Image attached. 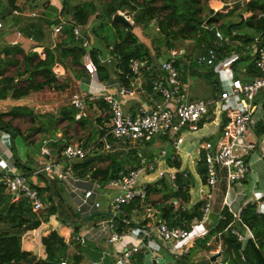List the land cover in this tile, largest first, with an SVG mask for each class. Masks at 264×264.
<instances>
[{
    "label": "trees",
    "instance_id": "16d2710c",
    "mask_svg": "<svg viewBox=\"0 0 264 264\" xmlns=\"http://www.w3.org/2000/svg\"><path fill=\"white\" fill-rule=\"evenodd\" d=\"M8 6L2 7L1 16H7L11 13L10 18L14 24L22 23L23 16L27 17L26 22L21 26L24 34L42 39L45 35V27H51L53 22L60 21L61 14L68 16L67 21L63 23V34L54 44H45L44 52L40 53L34 45L29 50H25L20 42H14L4 46L0 54V98L22 97L27 95L31 90L42 89L44 87H55L63 89L69 86L68 79L63 80L61 76L66 70H71L73 75L81 78L85 75L86 69L84 58L86 53H90L94 64L97 67L98 77L102 80H110L112 69H114L120 79L122 85H130L136 77V72L131 68V58L140 57L144 62L142 64V72L144 75V83L147 88L151 89L154 78L162 74L163 67L160 57L170 58L171 49L177 45V40L180 43H185L187 39H191L193 47L188 49V45L182 53L175 56V63L179 67L180 74L183 80H186L188 73L202 74L210 88H206L207 97L218 95L224 88L223 79L217 74L215 66L221 57L227 55L233 48L241 50L248 49V44L255 39V31L259 30L261 37H264V15H258L257 10L264 9V0H248L246 8L251 9L252 13L246 17H242L236 21H222L220 27L228 35H232L229 42L223 44L216 41L217 33L214 25L219 17L214 13L221 1L214 0L211 5L209 0H84L77 2H66L62 5L57 13V16L49 17L48 13H40L36 18H32V14L24 15L23 13L15 12V8L20 11L25 10L26 3L21 0H5ZM29 1V0H24ZM211 1V0H210ZM40 0H34L35 6H39ZM210 9L211 15L205 18L206 5ZM133 12L134 22L128 24L122 20H116L113 15L119 9H127ZM95 17L89 25L90 16L96 12ZM61 13L60 15H58ZM104 17L105 20L114 21L117 31H123L117 39L105 43L109 46L112 53L118 54L119 61H109L105 59V50L103 45L97 41L92 44H84L85 37L90 32L95 36L100 35V27L97 26L96 20ZM10 22V21H9ZM123 23L125 28L119 27L116 23ZM46 23V25H45ZM139 23H144L147 26L154 24L159 26V30L164 36V41L160 39L153 40V45H149L146 41L140 38L131 26ZM78 24L82 27V34L77 35L74 31V26ZM24 29V30H23ZM236 29V33H232ZM209 46H215L218 50V57L214 62H199L198 54L205 51ZM166 54H164L165 52ZM24 51V66L16 73H10L8 68L12 63H17L20 59L18 52ZM189 60H185V55ZM241 54V53H240ZM247 56L242 53L233 62L234 66L239 58ZM252 61L246 66L247 73L243 74L244 78H250L259 73V67L255 61V54H251ZM113 64V66H112ZM240 73L239 71L237 72ZM198 97V96H194ZM97 104L102 108H109L110 102L104 97H99L96 102L91 99L88 101V114H83L78 106L70 99V102L62 104L56 111H45L44 113H35V110L28 103H15L9 109L0 110V129L8 128L12 134V148H15V137L22 134L26 138L23 129L13 123L11 116L27 113L35 121L39 115L41 122L36 124L40 131L45 135L50 131L51 135H56L58 123L61 120L67 119L69 124L79 120L83 124L90 122L95 123V130L105 132L107 127H103V118L99 117L98 123L93 120L90 115H94L92 107ZM11 115L6 117V115ZM227 116L224 117V121ZM96 125H99L97 128ZM221 123V131L223 129ZM93 132L87 133L85 145L88 146L94 135ZM259 133L264 132V118L257 123ZM71 141V140H70ZM69 141H65L62 146ZM72 142V141H71ZM57 142L53 141V144ZM61 147V146H60ZM41 148V145H40ZM41 150V149H40ZM16 154V163L26 173L31 174L33 159L24 160L14 149ZM158 151H153L151 155L157 154ZM29 154V153H28ZM93 166H90V163ZM97 162V163H96ZM138 162L137 148L133 147L129 151H110L105 152L96 148H90L88 154L83 159L74 161L75 168L80 174L92 175L104 185H107L108 180L112 177L120 175L122 168H128L129 165H134ZM170 165L178 167L175 177L176 184L169 179L166 174L159 179L148 182V196L152 193H161L162 202H160V216L168 220L170 224H183L191 227L194 217H201L205 198L197 199L192 205H188L187 201L191 198V187L195 181V177L189 173V170L181 168V157H168ZM197 170L203 181H207L208 166L205 157V149L200 153ZM33 175H40L45 179L44 184H39L33 181L46 201V206L42 210H35L26 196L19 199H13L12 194L6 190V184L0 179V264H60L59 262L65 257L67 263L73 261L72 264H82L83 254L76 251L72 258H68V242L65 235L58 230L57 227H50L48 231L37 232V229L43 225L44 220L55 218L59 224L72 225L73 232L80 230L81 224L80 210L68 201L65 194L66 184L64 180L56 173L40 171ZM177 197L180 201L175 203L172 198ZM139 197L134 198L131 202L124 203L126 209L124 214H117L115 219L118 227L123 230L126 227L124 216L131 217L133 208L141 202ZM46 209V212L44 210ZM224 217H216L208 234L198 236L197 243L210 250L215 242L208 243V240L214 233H218L216 240L222 242V257L215 264H264V211L259 209L256 202H247L242 206L240 216H236L226 205L222 208ZM96 213L108 215V210H97ZM148 224L152 221L148 218ZM135 223V222H134ZM239 226L241 229L249 227L252 230V235L243 242L238 235L233 232V226ZM27 238L37 240L32 247L25 246ZM194 245V246H195ZM193 245L189 251L181 253L179 259L184 264H214L211 260L203 263H197L196 259H192ZM139 251V250H138ZM137 251V252H138ZM201 258H207L206 256ZM136 264H142L145 259V252L140 249L137 254ZM115 264V261H114ZM162 264H174L173 262L164 261Z\"/></svg>",
    "mask_w": 264,
    "mask_h": 264
},
{
    "label": "built area",
    "instance_id": "2783aa9c",
    "mask_svg": "<svg viewBox=\"0 0 264 264\" xmlns=\"http://www.w3.org/2000/svg\"><path fill=\"white\" fill-rule=\"evenodd\" d=\"M248 0H240L241 3H246ZM229 2V5L224 7L223 4ZM234 0H225L218 10L229 11V6L233 4ZM239 2V1H238ZM237 2V3H238ZM216 10V9H215ZM246 13V16L252 13L251 9ZM128 18L134 21L133 16L127 11L122 10ZM15 12H21L20 9L15 8ZM30 14L35 15V9L29 11ZM212 12H205V18H208ZM257 14L264 15V9L257 10ZM245 16V17H246ZM223 20L217 19L214 25L217 33L216 41L223 44L229 42L232 35H228L220 27ZM64 19L55 23V30L60 32L63 29ZM3 21L0 19V25ZM159 28V26H157ZM74 31L77 35L82 34V27L78 24L74 26ZM19 36H23L22 29L16 30ZM237 30L233 29V34ZM32 37V36H31ZM90 39L85 37L84 44H89ZM253 48L255 54V61L259 67V73L250 78H244L243 74L247 73V67L241 69L242 74L234 72L231 77L229 75V85H226V76L222 75L224 88L218 95L209 97H191L186 89L185 82L180 74L179 67L175 63V56L182 53L185 49L173 47L171 49V57L162 60L163 70L162 74L153 80L152 88L145 86L139 76L143 74L142 64L144 63L140 57L131 58V68L136 72L137 81L131 82L130 86L140 88L141 92L147 95V99L142 101L135 111L126 109L124 101L130 88L129 85H122L119 88L111 89L102 79H100L97 72V67L94 64L92 57L89 61H85L88 65L87 72L89 74L90 88H82L80 91H75L72 95L71 101L80 108L83 114H88V101L93 102L99 97H104L110 102L109 108H102L95 104L93 107L98 111L93 115L94 120L103 118V127H107L105 132L99 131L97 138L86 146L82 141H74L65 144L64 146L56 147L53 144L58 142L59 138L63 136L62 133L56 135H42L41 150L39 152L40 162L33 168L32 173L24 172L13 160L12 149V134L8 128L0 129V179L6 184V190L12 194V198L19 199L26 196L35 210H42L46 206V201L43 198L42 192L38 186L33 182L32 175L40 171L58 174L67 184L70 191L76 195L78 194L77 208L80 210L81 222L83 218L100 209H107L108 215L96 223H93L86 228L74 232V237L77 241L85 242L89 235H96L104 238L107 242H115L121 240L125 236L135 237L134 241L127 246H124L121 251L115 256V264H128L133 260V254L141 247V241L145 242L146 246H150L155 256L157 250L161 247L172 249L181 254L190 246L178 248L176 239L187 237L191 234V228L183 224H170L168 220L159 217L152 220L149 224H140L134 218V213L131 217L124 216L127 223L135 222L138 226V231L127 232L126 229L121 230L116 223V215L124 214L126 209L123 207L124 203L131 202L134 198L139 197L141 201L147 199L148 196V182L143 178L146 173L151 171H158L160 177L170 171L173 184L177 174V169H168L167 167H160L162 161L168 163V157L178 158L181 153V146L184 141V130L186 128L196 130L211 116L212 111L215 110L214 104L218 103V108L221 114H226L227 119L223 121V129L217 138H206L201 142L205 149V157L208 166L207 181L204 183L208 186L206 189L201 186L203 190V198L206 199L203 213L201 217H194L192 224L198 220H206L210 218V211L213 208V198L215 190L218 188L220 181L226 180L228 188L232 185L242 182L248 175L250 165V154L255 149L260 151V155L264 157V132L259 133L257 130V123L264 117V37L257 34L255 39L248 44ZM218 50L215 46H209L205 51L198 54L199 62H214L218 55ZM239 52L235 49L229 56H223L219 64L222 69L228 74L233 72V62L238 57ZM105 59L116 62L119 61L118 54H108ZM218 67V66H217ZM98 82V83H97ZM261 93L263 100L258 101L257 95ZM235 98L236 104L230 103V98ZM223 116V115H222ZM224 118V117H223ZM99 127V125H98ZM113 135L116 138L126 140L142 139L150 141V138L158 135L171 141L174 148L169 149L167 144L161 146L158 153L151 155L146 151L137 148L138 162L134 165H129L128 168H122L120 175L112 177L108 180L107 185H104L97 178L88 175L80 174L75 168L74 161L76 159H83L90 148L96 143H100L102 150L105 152L115 151V145L110 138ZM154 139V140H155ZM151 142V141H150ZM57 148V149H56ZM259 148V149H258ZM4 155V156H3ZM169 165V164H168ZM114 189L108 194L109 200L106 204L98 197L101 191H106L107 187ZM107 192V191H106ZM0 190V197H1ZM229 194V191H228ZM235 198L229 196L225 198V204L236 216H240L242 206L235 207ZM175 203H179L177 197H173ZM260 202V198H256V203ZM223 205V206H224ZM135 208V207H134ZM133 208V211H134ZM260 210H262L259 207ZM263 211V210H262ZM218 217H224L222 209L218 211ZM243 242H245L251 235L252 230L249 227L241 229L235 225L232 228ZM169 249V250H170ZM110 250L103 249L101 258H104ZM176 253V254H178ZM100 259H95L93 262H98ZM63 264L67 263V258L62 259ZM153 264H160L158 261Z\"/></svg>",
    "mask_w": 264,
    "mask_h": 264
},
{
    "label": "rangeland",
    "instance_id": "374dc122",
    "mask_svg": "<svg viewBox=\"0 0 264 264\" xmlns=\"http://www.w3.org/2000/svg\"><path fill=\"white\" fill-rule=\"evenodd\" d=\"M41 1V0H40ZM240 0H234L233 4H231L229 6V11H219L218 8H216V11L214 12L217 17L221 18V20L223 21H236L241 19L242 17L246 16V13L249 11L246 8L247 2L244 3H237ZM210 2V0H209ZM0 6L5 7L8 6L7 2L5 0H0ZM206 9L205 11H207V13L210 12V9L208 7V4L206 5ZM35 6H32V4L30 5H26L25 10H33L35 9L37 11V13L33 16H31L32 18H36L37 16H39V12L42 9H38V8H32ZM2 12L4 13L5 11L2 10V8L0 7V19L3 21V24L0 25V54L3 51V46L5 44H11L10 42H14V40L10 41V39L13 38L15 32L17 29H21V25L20 24H14V22L12 21L9 22L11 19V17L13 16V14L15 13H11L7 16H1ZM133 15V14H132ZM27 16V15H26ZM40 17V16H39ZM23 22H26L27 17L23 16L22 17ZM114 18V17H113ZM134 18V17H133ZM218 19V18H217ZM216 21V20H215ZM96 24L98 27H100V35H94L91 34L90 32L87 34V36L90 39V44H92V42L95 40L98 43H100L101 45H103V49L105 50V56L108 55L111 51L109 50V46H106L105 43L109 40L114 41L115 39H117L119 37L120 34L124 33L123 31L119 32L117 31V28L115 26L114 21H109V20H105L104 17H100L96 20ZM117 25H120L119 27L125 28V25L121 22V23H116ZM46 25V23H45ZM220 25V24H219ZM18 27V28H16ZM47 27V30H46ZM45 27V35L43 36L42 39L36 38L37 41V45L35 47H37V50L40 53L44 52V45L45 44H54L57 40H59V38H61L62 36V32H56L52 27L46 26ZM131 28L133 30H135L138 34H140V38L143 39L144 41H146L149 45H153V40H156L157 38L160 40L164 41V36L162 34V32L159 30V28L157 27V25L151 24L149 26H147L144 23H139L135 26H131ZM253 31H255V33H259L260 31L257 29H253ZM12 32H14V34H12ZM177 45L176 47L178 48H185L184 44L188 45V49L191 50V48L193 47L191 42V39H187L185 43H180L179 40H177ZM35 43H33L31 46H29V48L33 47ZM165 52L164 54H166L167 52L164 50ZM239 53H245L247 56H244L243 58H239L236 61L235 67L233 72H230V74L226 73L224 71V69H222L220 67L219 64V57H218V61L217 64L215 66V69L217 70V74L218 75H223L226 76L225 79L227 80L226 85L229 86L228 88L231 87V83L229 85V75L231 77V75L234 72H241V69L244 68L245 66H247L251 61H252V56H249L250 53L253 54V48L252 47H248L247 48H242L241 50H238ZM23 51L19 52L18 56H19V61L16 63H12L9 65V72L10 73H16L18 69L20 68V66L23 68L24 66V56H23ZM185 60H189V58L187 57V54L185 55ZM224 57H221L220 59H222ZM86 58H84V65H85V69L86 71L88 70V65L85 63ZM145 65V64H143ZM113 66V64H112ZM218 66V67H217ZM111 76H110V83H108V85H112V83H119V79L118 77L115 75V73H117L114 69L111 70ZM89 74L88 72H85V75H83L81 78H77L73 75V73L71 72V70H66L65 74H63L61 76V79L66 80L68 79L70 81L69 86L65 87L63 89H57L55 87H44L42 89H37V90H31L27 95H25V97L23 98L25 103H28L30 106H32L35 110V113H41V112H45V111H56L62 104L70 102V99L72 98V95L75 91H80L82 88H87L89 84L86 85L87 81H89ZM188 77L186 80H184L185 85H186V89L189 93V95L192 96H202V97H207L205 95H208L206 92V88H210V83L207 82L206 78L199 73H188L187 74ZM241 75V74H240ZM98 77V76H97ZM222 77V76H221ZM85 85V87H84ZM193 93H192V92ZM195 93V94H194ZM198 93V94H197ZM235 98H230L228 101L232 104H236ZM257 100H263V95L261 93H259L257 95ZM13 99H7L4 102H2V108L0 107V110H4L3 107L6 106H11ZM215 110L213 111L216 115L217 119L219 117L218 122H221L224 114H221V112L219 111L218 108V103H215L214 105ZM98 111L97 108L92 107V112L95 114ZM223 115V116H222ZM8 115H6L7 117ZM11 115H9L10 117ZM91 118H93L94 120V116L90 115ZM13 123L19 125L22 129L23 132L26 134V138L22 135V134H18L15 137V151L23 158L26 159L28 158L27 153H29V159H33V162L38 163V153L40 152V145H41V138L43 137L42 135H45L43 131H40L39 128L37 126H35L36 124H39L41 122V118L39 115L36 116V120L33 121V118L28 115L27 113H20L14 116H11ZM264 118V117H263ZM262 118V119H263ZM261 119V120H262ZM69 121L67 119L61 120L58 123V130H61V133L64 135L63 140L57 145V147L62 146V144L65 141H69V142H74L76 140L79 141V139H81L83 136L87 135L88 132H93V129L95 128V123L90 122L88 124H83L81 123L79 120L73 122L72 124L68 123ZM223 122V121H222ZM46 133L51 134L50 131H47ZM54 135V134H53ZM95 135H97L96 130L94 129V135L93 138L95 137ZM110 138H114L113 135H110ZM164 137L162 135H158L156 140L153 142L147 141V140H142L140 142V147L141 149H143L146 152L152 153L153 151H158L160 150L161 146L164 145L165 146V141L163 140ZM71 140V141H70ZM93 141V139L91 140V142ZM68 142V143H69ZM90 142V143H91ZM13 143V141H12ZM89 143V145H90ZM172 144L168 145V148L171 146ZM13 149V158H16V154L14 152ZM57 149V148H56ZM254 151H257V149H255ZM253 151V152H254ZM26 152V153H25ZM199 157V155H198ZM30 161V160H29ZM97 163V162H96ZM251 164L253 166V173H251L249 175V177H247L248 179H245V188H246V193L252 192L253 189L255 188H262L264 190V157L263 159L260 160H253L251 161ZM94 164L91 162L90 166H93ZM192 171H193V175L195 177V181L196 184L194 185V189H198V186L200 184V179L199 176L197 174L196 171V166H192L191 167ZM260 173V177L257 178V174ZM65 183V181H64ZM66 184V183H65ZM67 187V185H66ZM113 187H107V191L112 190ZM65 194L68 197V201H70L74 207H77L76 204V200L73 198V196H71V192L70 189H65ZM100 198L104 201H108L109 198L107 197V194L103 191H101L99 194ZM161 195V193L159 192H154L152 193V197L153 196H158ZM246 198V197H245ZM257 205L264 211V196L263 194L260 196V202H257ZM235 207L237 208V205L235 204ZM239 207V206H238ZM44 212H46V209L44 210ZM107 215H102L100 213H96L94 215H92L88 220L82 222L81 224H79V228L82 230L85 225H91L97 221H99L100 219L106 217ZM44 224L42 226H40L37 229V232H45L48 231L51 227V225H47V223H52L54 224V221H52V217L49 218L48 220H44ZM125 229L127 230V232H137L138 226L136 225V223L131 222V223H127L126 222V227ZM189 237V236H187ZM186 237L183 238H178L176 240V244H178L179 247H181V241L182 239H184ZM213 241H215V246L217 244V246L215 248L218 247L219 245V240H216V238H213ZM112 243V242H109ZM197 247L199 249H197V253L195 256H199V257H209L210 254H212V250H208L207 248L203 247L201 244L197 245ZM165 250V255H166V260L169 262H173L174 264H184L179 257H181V254L178 253L176 251V253H178L176 256L175 252L170 249H166L165 247H162ZM109 249V248H108ZM143 249V248H140ZM139 249V251H140ZM110 250V249H109ZM144 250V249H143ZM136 252L133 254V260L132 262H129L128 264H136V259H134L135 257H137V254L139 253ZM111 250L109 251L110 255ZM199 254V255H197ZM195 256H192L193 259ZM71 257H73L71 255ZM191 257V258H192ZM222 256H218V261L221 259ZM211 262H213L214 264L217 262L215 260H211Z\"/></svg>",
    "mask_w": 264,
    "mask_h": 264
},
{
    "label": "crops",
    "instance_id": "0c3cea01",
    "mask_svg": "<svg viewBox=\"0 0 264 264\" xmlns=\"http://www.w3.org/2000/svg\"><path fill=\"white\" fill-rule=\"evenodd\" d=\"M70 1H72L74 3V2H77V1H84V0H41L39 2V6H37V7L34 4V0H29V1L21 0V2L22 3L23 2L26 3V5L27 4L28 5L32 4V6H35V7H32V8L42 9V10H40L39 14L43 13L45 11L44 13L45 14L48 13L49 14L48 16L52 17V18L57 16V13L59 12V9L62 7V5L64 3L70 2ZM213 1L214 0L210 1L211 5H215ZM223 2H225V0L221 1L220 2L221 4L219 6H221L223 4ZM215 6H217V5H215ZM119 10H122V9H119ZM124 10H127L131 15L133 14V12L129 11L128 8L124 9ZM19 13H23L24 15H30L29 10H23V11H21ZM96 13H97V11L94 12L90 16V21L88 22L87 25L90 24L92 19L95 17ZM60 14L61 13H59L58 15H60ZM60 17H61L60 20L64 19V23L67 21V18H68L67 15L61 14ZM12 21L13 20L11 19L10 22L12 23ZM17 24H20L22 26L24 23L23 24L22 23H17ZM54 25H55V22H53L51 24V27L55 30V26ZM16 28H18V27H16ZM46 30H47V27H46ZM62 31H60V32H62ZM249 31H253V29H249ZM56 32H58V31H56ZM12 34H14V32H12ZM255 34L257 35V33H255ZM12 40H14V42H20L22 44V46L25 48L26 51L31 48V47L29 48V46H31L33 43H35L34 45L37 44V41H36V39L34 37H31V36H29L27 34H24L23 36H19L17 34V32H15L13 38L10 39V41H12ZM14 42H10V43H14ZM5 45H7V44H5ZM4 46H3V48H4ZM36 49H37V47H36ZM184 49H186V48H184ZM235 49L236 48H233L230 52L227 51V55H225V56H229L231 54V52H233ZM237 52H238V49H237ZM109 54H113V53L110 52ZM240 55L241 54L239 53L238 57ZM85 58H86L87 61H89L91 59V54L89 52L86 53ZM239 74H242V72H240ZM115 75L119 79L118 74L115 73ZM143 78H144V75L141 74L139 76V79L143 81ZM103 81L107 85H108V83H110V80H102V82ZM133 81L134 82L137 81L136 77L134 78ZM116 83H117V81H116ZM116 83H112V85H108V86L111 87V89H116V88L121 87L120 79H119V83L118 84H116ZM87 84H89L88 88H90V86H91L90 82L87 81L86 85ZM84 87H85V85H84ZM190 96L194 97L192 95H190ZM24 97L25 96L16 98V97L8 96L6 98H0V107L2 108V106H1L2 102H4L7 99H11V98L13 99V101L11 103V106L13 104H15V103H25L24 100H23ZM146 99H147V95L145 93L141 92L140 88H137L135 86H130V88L128 90V93L126 95V99L124 101V104H125L126 109L131 110V111H135L137 109V107L139 106V104L142 101L146 100ZM11 106H6V107H3V108H4V110H6V109H9ZM225 116H226V114L224 113V117ZM7 117H9V114H8ZM215 118H216V115L212 111L211 116L202 124V126L200 128H198L196 130H192V129L186 128L184 130V132H183L184 141L182 143L181 153H180V157H181V160H182L181 168L188 169L189 171H191L193 173L191 167L192 166H196V171H197V174H198L199 179H200V184L198 186V189H194V185L196 184V181H194L193 186L191 187V198H190L189 201H187L188 205H192L197 199L202 198V196H203V190H201V186L202 185L204 186L205 189L208 187L204 183V181L202 180V178H201V176H200V174H199V172L197 170V163H198V159H199L198 155H200V153L204 150V147L200 146L201 142H203V140H205L206 138H217L219 136V134L221 133V123H222V121L218 122L219 117L217 119H215ZM96 127L98 128V125H96ZM57 133H61V130L60 129L57 130ZM96 133L98 135L99 131H97ZM97 135H95V137L93 138V141L97 138ZM62 137H64V135ZM62 140H63V138H59V141L57 143L59 144ZM86 140H87V135H85L81 139H79V141H82L83 143H85ZM112 140H113L114 145H115V149H114L115 151H125L126 152V151H129L133 147L141 149V147L139 145H140V142L142 141V139L126 140V139L114 137V138H112ZM163 140L165 141V145H166V143H168L167 146L169 144H172V142L171 141L168 142V139L165 138V137H164ZM76 141H78V140H76ZM151 142H153V141H151ZM56 144H54V145H56ZM57 145H56V147H57ZM162 146H164V145H162ZM93 147L98 149V150H102V146H101L100 143H96ZM173 148H174V146L172 144L169 147V149H173ZM13 155H9V156H11V158L13 160H16V158H13ZM0 156H2L1 155V150H0ZM27 156H28V158H26L24 160H29V154L28 153H27ZM37 157H38V163L31 162L33 167L38 165L39 162H40L39 153H38ZM252 159L253 160H260V159H263V156L260 155V151L259 150L251 152V154H250L251 169H250L248 175L244 178V180L242 182H238V183H236V184H234V185H232L231 187L228 188V184H227V181L225 179L220 181L218 188L215 190L214 198H213V208H212V210L216 211V217H217L218 211L225 204V198L229 197L230 195L235 198L234 200H235V204L237 205V207L238 206L240 207L244 203H247V202H250V201H252V202L254 201L255 202L256 198H260V196L262 194L264 196V190L262 188L253 189L252 192H249V195H248V193H246L245 179L247 180L248 179L247 177H249V175L251 173H253V171H254L253 166L251 164ZM168 164L169 163H166V162L162 161V163L160 164V167H167L168 169H173V170L178 169V167L170 165V164L168 165ZM256 176H257V178L260 177V173H258ZM142 177L146 178L147 181H153V180L159 179L160 175H159L158 171L154 170V171H151L149 173H146ZM32 178L35 181H37L39 184H44L46 182L45 179L40 177V175H32ZM68 188L69 187L67 186L66 189H68ZM112 190H110V191H112ZM106 191H103V192H105L106 194L110 193V191H107V192ZM228 191H229V194H228ZM71 196H73V198L76 200V204H77V200H78L79 195L78 194L74 195L71 192ZM98 197H100V196L98 195ZM107 197H108V194H107ZM161 199H162L161 195L153 196V197L151 196V197L147 198L146 200H144L143 202L140 201L141 203L134 208V211L132 212V215L134 213L135 214L134 218L136 219L137 222L139 221L138 222L139 223L138 226L140 224H146L147 223L146 221H143L144 219L147 220L148 218H151L152 220H155V219L161 217L160 216V206H159L160 202H162ZM103 202L106 204L107 201L103 200ZM103 210H107V209L103 208ZM95 214H96V212H95ZM216 217L213 218V219L210 217V218H208L206 220H198L193 225H191V227H190L191 228V234L188 235L189 237H186V238L182 239L181 245H180L181 247H179L178 244H177V247L178 248H184L187 245L190 246V247L192 245L194 246L196 244V238L198 236H205L206 234H208V232L210 231L211 227L213 226V222L216 219ZM52 221H54V224L47 223V225L48 226L51 225V227H57L58 230H60V232H62L65 235L66 239H67V242L69 244V246H68V253H69L68 258H72L71 255H73L76 251H80L81 250V252L83 254V258H82V261H81L82 264H114L116 252L118 253L121 250L123 244H125L126 241L128 243H130V242H133L134 239H135V237L125 236L123 239L120 240V242L109 243V242H107V240H104V238L98 237L95 234L94 235L92 234V235L88 236V239L85 242H80V241H77L76 238L74 237L73 226L71 224L63 226L62 224H59V222L56 221L55 218H52ZM44 223L45 222L43 221V224ZM87 226H89V225H85L84 228H86ZM217 234L218 233H214L212 235V237L208 240V243L215 242V241H213V238ZM36 242H37V240L31 239V238H27L26 241H25V246L32 247L33 245H35ZM218 242H219V245H218L217 248H215L217 246V244H216V246L213 245V247L210 249V250H212V252H216V251L222 250V242L221 241H218ZM199 244H201V243H197V245H199ZM108 248L111 250V252H110L111 254L108 255L109 253H107L104 258L100 259L101 255H102V250L103 249L109 250ZM166 249H168V248H166ZM189 249L185 250V252L189 251ZM197 249H199V248L195 245L193 247V251H192V255L191 256H195L196 255V253L198 252ZM156 252H157V254H163L165 256V261H167L166 260V255H165V250L162 247L159 250H157ZM197 255H199V254H197ZM176 256H178V255L176 254ZM219 256H222V253ZM200 258L201 257H199V256H195L194 257V259H196V260L200 259ZM95 259H100V260L95 263V262H93ZM192 259H193V257H192ZM73 261L69 262L68 264H72Z\"/></svg>",
    "mask_w": 264,
    "mask_h": 264
},
{
    "label": "water",
    "instance_id": "95a60500",
    "mask_svg": "<svg viewBox=\"0 0 264 264\" xmlns=\"http://www.w3.org/2000/svg\"><path fill=\"white\" fill-rule=\"evenodd\" d=\"M238 3H241L240 1L238 2ZM229 5V2H226L225 4H224V7H226V6H228ZM113 17H114V19H116V20H122V21H125V22H127L128 24H133V22L124 14V12H122V11H120V10H118V11H116L115 13H114V15H113ZM160 60L162 61L163 60V57H160ZM155 135H153L151 138H150V141H154V139H155ZM186 171L188 170V169H185ZM189 173L190 174H192V172L191 171H189ZM166 176L171 180L172 179V177H171V174H170V171H166ZM94 213H92V214H88V215H86L83 219V221H86V220H88L92 215H93ZM210 217L213 219V218H215L216 217V211L215 210H211L210 211ZM115 242H120V240H116ZM132 242H130V243H128L127 241L125 242V245L124 246H127L128 244H131ZM140 246L141 247H144V252H145V259H144V261H143V263L142 264H153V263H156L157 261L160 263V264H162V263H164V261H165V256L163 255V254H160V255H158V256H155L154 255V252H153V250H152V248L150 247V246H146L145 245V242L144 241H141V243H140ZM123 247V246H122ZM122 249V248H121ZM121 251V250H120ZM119 251V252H120ZM118 252V253H119ZM117 252H116V254H118ZM222 252H221V250H219V251H216V252H213L212 254H210V256L209 257H207V258H200V259H197V263H203V262H205V261H207V260H215V261H218V256L221 254ZM60 264H63V262L62 261H60L59 262Z\"/></svg>",
    "mask_w": 264,
    "mask_h": 264
},
{
    "label": "clouds",
    "instance_id": "9594fccd",
    "mask_svg": "<svg viewBox=\"0 0 264 264\" xmlns=\"http://www.w3.org/2000/svg\"><path fill=\"white\" fill-rule=\"evenodd\" d=\"M225 4V3H224ZM224 4H223V6H224ZM216 9V8H215ZM122 10H124V9H122ZM122 10H120V11H122ZM219 11H221V10H219ZM123 12V11H122ZM133 16V15H132ZM128 17V16H127ZM130 19V18H129ZM131 20V19H130ZM132 21V20H131ZM132 22H134V21H132ZM258 34V33H257ZM260 34V33H259ZM13 149V148H12ZM183 253V252H182Z\"/></svg>",
    "mask_w": 264,
    "mask_h": 264
}]
</instances>
